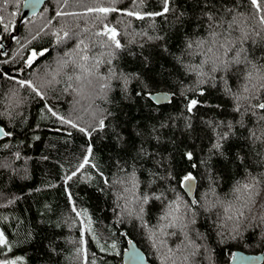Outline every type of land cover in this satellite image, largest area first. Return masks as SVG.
<instances>
[{
	"label": "trees",
	"instance_id": "trees-1",
	"mask_svg": "<svg viewBox=\"0 0 264 264\" xmlns=\"http://www.w3.org/2000/svg\"><path fill=\"white\" fill-rule=\"evenodd\" d=\"M22 2L0 0V123L12 133L0 142V228L12 247L0 260L123 264L130 240L151 264L264 251V0H48L19 23ZM125 6L145 18L87 11ZM55 11L77 14L53 21ZM33 48L47 54L18 73ZM8 76L31 80L43 103ZM160 90L173 102L149 99ZM196 173L193 202L181 178ZM249 183L254 195L240 200Z\"/></svg>",
	"mask_w": 264,
	"mask_h": 264
},
{
	"label": "snow or ice",
	"instance_id": "snow-or-ice-1",
	"mask_svg": "<svg viewBox=\"0 0 264 264\" xmlns=\"http://www.w3.org/2000/svg\"><path fill=\"white\" fill-rule=\"evenodd\" d=\"M251 3L257 9H260V0H251ZM87 11H89V12H101V13H105V14L115 12V13H117L119 15L133 16L137 20H143L145 18V16L140 14V13H134V12L129 11L128 10V6H125L124 8H120V9L99 8V9H88ZM166 11H167V7L163 8L159 13H157V15H163ZM262 11H264V10H262ZM76 14L77 13H64L62 11L61 12H56L55 11L54 15L52 17H53V21H55V17L56 16H60V15H76ZM0 19H2V18H0ZM261 19H264V16H262ZM100 34L107 35L109 37V39L115 40L117 47L121 46V42L119 40L120 33H119L118 29L115 26L105 25L104 31L102 33H100ZM53 35L56 37L57 41H59V39L61 38L59 31L53 33ZM63 35L65 37H67L68 33L65 32ZM3 47H4L3 43H0V49H3ZM49 52H50V50H49ZM46 54L47 53L43 49H40L39 51L34 49V48L31 49L30 52L26 55L25 59L22 60L19 63V64H22V67L17 68V72L18 73H24L25 69L32 68L33 65H34V62H36L38 60V58L44 57ZM0 74H3L2 70H0ZM28 74L29 73H27L26 76ZM6 78L18 82L21 86H27V87L33 89V91H35L36 94L41 98V102L43 103V101H44L43 93L39 92V90L35 88V85H33L31 83V80H26V79L16 80L14 76H8ZM154 83H155V81H154ZM140 95H146V94L145 93H140ZM200 95L201 96L203 95L202 91H201ZM149 99L154 102V97L149 96ZM173 99L174 98H170L167 102L168 103H172ZM197 103H198V101L196 99H191L190 100V108L195 107L197 105ZM54 108H55V106H52V107H47L46 106V110H47L48 114L52 117L53 120L62 121L63 123L61 125H68V126H70L72 128H76V129H78V131L84 133L86 138L90 137V133H89V131L87 129L80 128L73 121L66 120L64 116L59 115L56 110H53ZM260 108L262 110H264V104H261ZM101 126H103V121L101 122ZM0 133H3L2 135H0V140H4V139H6V138H8V137H10L12 135L11 131L6 130L2 124H0ZM34 139L39 140L40 137L36 136V137H34ZM193 147H195V145H193ZM91 151H92V149L89 148L88 149V156L89 157L91 156ZM187 158L189 160H191L192 159V154L188 153L187 154ZM85 165H87V160H85ZM77 174L78 173H73L72 175H70L68 177V180L70 181L73 178V176L77 175ZM198 175H199V173H196V175L185 174L184 176H182V178H181L182 186L186 185L188 180H195ZM105 182H107L106 179H105ZM198 191H199V189H197L196 193H193L191 195L197 194ZM66 195L69 198H71V193H68L66 191ZM70 206L73 209H75V204L74 203H71ZM88 222L91 223V216L90 215L88 216ZM82 226H83L82 237H83V243H84V252L86 253L87 252V247L86 246H87V242H88L90 234H89L88 228L85 227L83 224H82ZM85 234H88V235H85ZM124 235H126V234H124ZM91 240L95 243V238L94 237L91 238ZM0 249H4L3 252H0V255H3V256H8V253H10L12 251V247L8 243V237L5 234L3 228H0ZM229 255H231V253ZM20 259H22V258H20ZM0 264H17V259H9L8 261L0 260Z\"/></svg>",
	"mask_w": 264,
	"mask_h": 264
},
{
	"label": "water",
	"instance_id": "water-1",
	"mask_svg": "<svg viewBox=\"0 0 264 264\" xmlns=\"http://www.w3.org/2000/svg\"><path fill=\"white\" fill-rule=\"evenodd\" d=\"M48 0H23L21 5L20 20L19 23L33 15L38 14L44 7ZM0 43H3V49H0L3 53L6 52L9 44L3 38L0 33ZM11 43V42H10ZM149 96L154 97L156 104L168 103L167 101L172 98L173 93L165 90L156 91L150 93ZM1 124V123H0ZM5 128V127H4ZM3 133H0L2 135ZM2 140H0L1 142ZM197 186V178L195 180H188L186 185H183L184 190L191 198L195 201V193ZM135 254V255H134ZM123 264H151L148 260L147 255L142 248L137 244L136 241L130 240L127 247L123 251ZM264 262V251L262 252H247L241 249H237L233 252L230 260L221 264H262Z\"/></svg>",
	"mask_w": 264,
	"mask_h": 264
},
{
	"label": "clouds",
	"instance_id": "clouds-1",
	"mask_svg": "<svg viewBox=\"0 0 264 264\" xmlns=\"http://www.w3.org/2000/svg\"><path fill=\"white\" fill-rule=\"evenodd\" d=\"M83 59L86 60L87 59V56L83 57ZM252 187H253V185L249 183V184H243L241 187L236 188V192L239 193V197L238 198L240 200H244L246 196H248V197L253 196L254 193L247 191L248 189H250ZM229 210H232L233 213L236 211V209L234 208L233 204H231V203L225 205V212H226V214L228 213ZM175 211L176 210H172V211H169L167 213L168 216H171L172 217V221H171L172 223H175V220L177 219V217L175 215ZM161 227L162 228L168 227V225H162Z\"/></svg>",
	"mask_w": 264,
	"mask_h": 264
}]
</instances>
